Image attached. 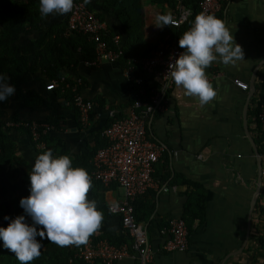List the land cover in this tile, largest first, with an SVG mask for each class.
I'll return each instance as SVG.
<instances>
[{
    "label": "crops",
    "instance_id": "1",
    "mask_svg": "<svg viewBox=\"0 0 264 264\" xmlns=\"http://www.w3.org/2000/svg\"><path fill=\"white\" fill-rule=\"evenodd\" d=\"M81 1L106 23L107 32L111 33L118 44L126 45L133 39L132 49L139 54L134 56L143 57L136 59L154 55L163 42H171L173 37L179 40L174 32L163 33L167 27L172 28L171 25L163 28L153 25L158 14H171L174 18L180 5L178 0L174 8L167 2L139 0L138 8L128 13L121 12L112 5L104 7V0ZM181 5L191 10L183 2ZM221 19L233 33L235 41L242 46L244 59L235 65H224L215 61L205 69L208 80L216 90V96L206 104L201 105L198 97L185 95L184 89L174 84L165 110L157 112L150 124V138L162 143L165 151L156 166V176L154 175L159 187L150 190L141 198L143 205L149 202L154 204L149 217L138 222L148 230L153 251V260L149 264H253L257 250V241L252 237L257 233L256 206L250 238L241 251L258 180L257 155L246 135L244 111L252 78L255 76L256 92L257 85L264 81V0H229L222 11ZM67 21V14H50L46 17L43 28L30 35L29 39L43 35L52 26L65 25ZM61 36L69 37V33L65 31ZM72 49L78 62L76 66L73 63L71 67L65 68L62 77L49 79L46 74L38 72L25 85L48 97L50 106L31 108L15 102L12 97L7 106V113L11 112L7 122L9 125L15 114L22 120L19 125H29L26 120L32 123L37 119L46 120L48 115L62 116L63 128L61 132L57 131L58 134L55 133L61 136L72 155H80L88 152L89 131H101L100 137H103V130L113 112L119 117L128 113L134 96V78L138 73L127 75L120 60L111 62L106 57L99 58L93 41L92 59L85 58V49L74 46ZM67 78L72 83L81 80L80 86L84 81L85 84L79 91L82 96L95 103L94 117L88 128H83L80 124L75 108L68 103H62L57 89L47 88L56 81L63 85ZM236 78L247 82L249 90L236 86ZM152 80L153 83L159 81ZM65 88L70 89L65 86L62 91ZM254 95L247 110V125L260 153L264 141L256 137V118L250 116ZM9 135L17 145L18 157L25 163L19 165L16 179H9L5 174L0 175V205L15 217L17 213L14 200L29 189L28 173L45 144L41 147L40 143L35 142L32 133L17 127H12ZM261 138L264 140V137ZM95 144L93 140L92 149ZM260 155L264 179V155ZM90 178L91 187L87 193L89 200L99 199L108 207L122 201L124 193L117 184L103 186L94 181L92 174ZM193 183L198 187L191 185ZM163 185L167 186V191L159 189ZM202 192L205 198L201 215L199 193ZM175 218L184 219L188 228V248L185 251L164 249L169 238L166 230L170 220ZM104 240L116 245L127 244L130 248V255L114 264H138V259L133 256L136 254L133 250V237L124 228L120 216L109 210L104 214L100 227L85 243L70 246L78 251L89 241L96 244ZM78 260L74 264H89L82 259ZM92 264L104 263L96 260Z\"/></svg>",
    "mask_w": 264,
    "mask_h": 264
},
{
    "label": "built area",
    "instance_id": "2",
    "mask_svg": "<svg viewBox=\"0 0 264 264\" xmlns=\"http://www.w3.org/2000/svg\"><path fill=\"white\" fill-rule=\"evenodd\" d=\"M178 13L173 18L174 28H180L191 19L192 10L182 6L183 0H178ZM229 0H201L199 13L213 14L221 18L222 11ZM68 31H75L85 34L89 40L96 44L99 58L106 57L111 62H116L122 55L120 49H113L103 38L107 33V25L88 8L81 0H74L73 9L67 13ZM193 22V21H192ZM192 24V23H191ZM115 43L118 44L117 40ZM183 51L178 45V40L163 42L154 55L145 59H135L128 61L126 74H137L135 86L138 87V94L131 103L128 113L125 116L115 117L104 128L102 136L106 140V145L99 148L95 153L92 164L94 170L92 176L103 186L117 184L124 193L122 201L111 204L108 210L112 214L120 216L124 228L133 237V250L138 259V264H149L153 260V251L146 227L135 220L134 201L137 197L146 194L152 189L159 187L154 174L156 166L165 151V146L150 138V124L159 111L165 110L168 103L170 90L174 82L170 76L169 65ZM145 72V75L140 72ZM147 77L158 79L157 83L149 80V96L147 100L141 97L147 95ZM236 86L243 90H249V84L241 79L234 80ZM61 82L56 81L47 86L49 90L61 87ZM81 80L77 83H68L74 93V101L67 102L75 108L79 114V121L83 128L91 125V112L95 103L82 96L79 91ZM258 121L264 125V104L261 105L258 114ZM16 125H19L18 123ZM35 140L40 139L41 134H46L52 130L47 123H32L31 125ZM44 147L43 143H40ZM159 189L167 191L166 185ZM167 238L164 249L167 251H185L188 248V228L182 218L171 219L166 230ZM264 236V230H263ZM130 255V248L127 244H112L107 240L92 244L89 241L77 251L76 257L89 264L96 260L104 264H114V262Z\"/></svg>",
    "mask_w": 264,
    "mask_h": 264
},
{
    "label": "trees",
    "instance_id": "3",
    "mask_svg": "<svg viewBox=\"0 0 264 264\" xmlns=\"http://www.w3.org/2000/svg\"><path fill=\"white\" fill-rule=\"evenodd\" d=\"M151 1L155 3L167 2L173 8L176 7L177 3L176 0ZM200 2L201 0H183V3L190 7L193 12L191 19L180 28L167 27L163 33L165 34L166 32L171 31L178 35V38L182 36V34L191 26L194 17L198 14ZM109 5H112L113 8H118L121 12L128 13L130 10L137 9L140 3L139 0H104V7L108 8ZM176 13H178V11H176ZM45 19L46 17H42L39 13V0H0V72L7 73L11 77V82L16 85V93L12 96L15 102L22 103L24 106L31 108H48L50 106V99L48 97L44 96L34 88L25 86L30 83L36 73L42 72L43 74H46L49 79L62 77L65 68L71 67L73 63L74 66H76L78 62L72 46H74V48L81 47L82 49H85L86 51L84 52V55L86 59H92L93 55L92 41L89 40V37L85 34L68 31V21L65 25L52 26L43 35L29 39L30 35H33L43 28ZM65 31L69 33V37L61 36ZM54 34H56V36ZM103 38L109 43L111 48L120 49L122 51L119 60L123 67L126 68L128 61L130 60L132 61L136 58H143L142 56H134L137 53L132 49L133 39L126 45L121 46L120 44L115 43L111 33L107 32ZM75 40L78 41L75 42ZM140 73L145 75V72L141 71ZM151 78L154 79V77ZM149 80L152 79L147 77L146 85H144L147 93L150 88ZM69 82L72 83L71 79L67 78L63 85L57 88V94L60 95L59 97L63 104H66L69 101H74V93L71 89L65 88L64 91H62L63 87ZM84 84L85 82L83 81V85ZM82 86H79V88L81 89ZM257 89L258 90L253 99L254 104L250 110V116L252 115L256 118V137L261 139V141H264L261 138L264 137V125L258 121V114L261 105L264 104V81L257 85ZM137 94L138 87L135 86L134 96L131 103L135 101ZM148 96L149 93L142 96L141 99L147 100ZM10 98L5 102L0 103V175L5 174L9 179L13 180L16 179L19 174V165L24 164L25 162L20 160L17 155V145L9 135L10 130L12 127H17V129L30 134L32 133V136L33 132L31 128L32 122L30 120L25 121L29 125H16L17 123L22 122L17 114L13 116V120L8 125L7 106L10 103ZM93 117L94 113L92 111L91 119ZM115 117L119 116L116 114ZM61 119L62 116L59 115H48L46 120H35L37 123L45 122L52 127V130H55L54 132L50 131L46 134L42 133L40 139L38 141L35 140V142L45 144V147L41 149V152L51 149L54 156L68 154L72 157L73 165L85 168L90 176L94 170L92 157L99 148L106 145V140L104 137H100L101 131L94 132L91 130L89 131L87 140L88 152L80 155H72L70 150L67 149L61 136L57 135L63 128ZM112 120L113 118L110 119V121ZM92 138H94L93 140L96 143L93 146V149ZM260 153L264 155V142L262 143ZM94 181L100 183L96 179H94ZM191 185L198 187L196 183ZM28 194L29 189L22 196H27ZM199 194L202 203L200 206V212L202 215L205 194L203 192ZM22 196L15 198L14 200L17 215L23 212V209L19 206V200ZM143 197H145V194L137 197L134 201L135 220L137 222L146 220L154 209L153 202H149L146 205L141 203V198ZM94 202L97 209L100 210L104 216V214L108 212V206H104L103 202L99 199H95ZM192 204L193 202L190 203V205ZM256 211L258 214L256 224L257 233L253 234L252 237L253 240L257 241V250L253 258V264H264V186L257 201ZM5 215L10 218L14 217L12 213L8 212L0 205V225L6 226L8 223V221L4 219ZM189 219L191 218H187V220ZM37 239L40 238L37 237ZM76 251L77 249H71L70 245L60 246L48 239H44L42 241L41 255L31 261L30 264H74L75 261H79L78 258L75 257ZM0 264H19V261L16 259L14 253L0 246Z\"/></svg>",
    "mask_w": 264,
    "mask_h": 264
},
{
    "label": "clouds",
    "instance_id": "4",
    "mask_svg": "<svg viewBox=\"0 0 264 264\" xmlns=\"http://www.w3.org/2000/svg\"><path fill=\"white\" fill-rule=\"evenodd\" d=\"M73 4L74 0H39V13L42 17L64 15ZM173 23L171 14H158L153 25L163 28ZM178 45L183 51L170 63V76L185 95L198 97L201 105L216 96L205 69L215 61L235 65L244 59L242 46L225 22L213 14H197ZM15 93L11 77L0 72V103ZM28 178L29 194L19 200L23 212L11 218L5 215L8 223L0 225V246L14 253L19 264L38 258L44 239L60 246L79 245L100 227L103 214L87 197L89 173L74 166L71 156H54L51 149L39 153Z\"/></svg>",
    "mask_w": 264,
    "mask_h": 264
},
{
    "label": "water",
    "instance_id": "5",
    "mask_svg": "<svg viewBox=\"0 0 264 264\" xmlns=\"http://www.w3.org/2000/svg\"><path fill=\"white\" fill-rule=\"evenodd\" d=\"M255 92H256V86H255V76H254V78H252V81H251V84H250V91H249L248 101H247V104L245 106V111H244V127H245L247 138L250 140L251 144L253 145L254 150L256 152V155H257L258 180H257V189L254 192V195H253V198H252V201H251V207H250L249 216H248L247 234H246V237H245L244 245L241 248V251H242L243 248H245L247 246V243L249 241L250 233H251V227H252V216H253V212L255 210V206H256L258 197L261 194L262 185H263L262 157H261V155L259 153L258 147L256 145L255 140L253 139V136H251V134H250V131H249V128H248V125H247V110H248V107H249L250 100H251L252 96L255 94Z\"/></svg>",
    "mask_w": 264,
    "mask_h": 264
},
{
    "label": "rangeland",
    "instance_id": "6",
    "mask_svg": "<svg viewBox=\"0 0 264 264\" xmlns=\"http://www.w3.org/2000/svg\"><path fill=\"white\" fill-rule=\"evenodd\" d=\"M11 114V112L8 114V115H10ZM34 123H37L36 121L34 122ZM45 123V122H44ZM19 124V123H18ZM24 125H26V124H24Z\"/></svg>",
    "mask_w": 264,
    "mask_h": 264
},
{
    "label": "flooded vegetation",
    "instance_id": "7",
    "mask_svg": "<svg viewBox=\"0 0 264 264\" xmlns=\"http://www.w3.org/2000/svg\"><path fill=\"white\" fill-rule=\"evenodd\" d=\"M263 186H264V184H263ZM263 186H262V188H263Z\"/></svg>",
    "mask_w": 264,
    "mask_h": 264
}]
</instances>
